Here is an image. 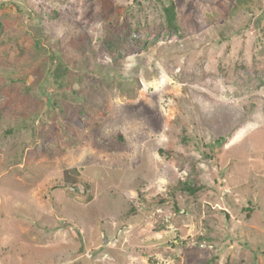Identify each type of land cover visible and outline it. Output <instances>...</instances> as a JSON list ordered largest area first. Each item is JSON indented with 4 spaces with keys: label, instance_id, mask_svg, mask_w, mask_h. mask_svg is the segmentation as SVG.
<instances>
[{
    "label": "rangeland",
    "instance_id": "obj_1",
    "mask_svg": "<svg viewBox=\"0 0 264 264\" xmlns=\"http://www.w3.org/2000/svg\"><path fill=\"white\" fill-rule=\"evenodd\" d=\"M165 1L0 0V264H264V0Z\"/></svg>",
    "mask_w": 264,
    "mask_h": 264
},
{
    "label": "trees",
    "instance_id": "obj_2",
    "mask_svg": "<svg viewBox=\"0 0 264 264\" xmlns=\"http://www.w3.org/2000/svg\"><path fill=\"white\" fill-rule=\"evenodd\" d=\"M162 10H163V16H164V24H163L164 30H166L167 32L177 31L178 30V12H177V5H176L175 1L174 0H167V2L166 1L163 2ZM54 15L57 16V13L54 12ZM1 30H2V25L0 24V31ZM34 41H35V44L39 46L40 38H36V39H34ZM137 42L140 43V41H137ZM168 155L172 157V153H168ZM72 181H73V179H72ZM86 186H87L86 188L89 187L88 184H86ZM182 189L184 191L194 192V191L199 190L200 188L195 186L193 188L192 187H188V188L182 187ZM87 198L89 199V201H91L90 195Z\"/></svg>",
    "mask_w": 264,
    "mask_h": 264
}]
</instances>
